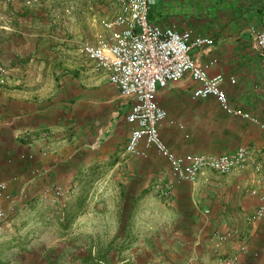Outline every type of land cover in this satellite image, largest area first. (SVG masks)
<instances>
[{
  "label": "crops",
  "instance_id": "1",
  "mask_svg": "<svg viewBox=\"0 0 264 264\" xmlns=\"http://www.w3.org/2000/svg\"><path fill=\"white\" fill-rule=\"evenodd\" d=\"M26 2L11 0L0 9V62L8 69L7 84L0 87V182L12 196L2 205L10 219L34 211L38 199L62 203L75 215L61 225H6L27 234L25 239L12 233L6 246L32 247L11 264H60L65 250L93 255L115 247L127 239L118 233L120 225H146L138 216L151 194L157 201L148 213L155 225L163 224V216L180 225L177 243H185L191 230L199 232L191 243L202 246L207 225H229L231 246L248 243L240 264H264V218L246 222L259 203L249 194L259 186L254 167L264 166V50L254 40L264 28V0H155L151 22L213 39L211 47L194 49L191 57L203 66L214 61L209 77L222 75L230 106L257 123L226 115L212 97L191 99L197 83L188 77L159 90L158 104L167 113L159 132L171 151L217 156L246 147L252 158L240 171L215 179L202 173L194 184L175 183L169 171L161 177L150 164V173L133 175L144 200L129 209L124 199L130 163L122 153L130 102L81 53L83 43L102 32L99 21L109 8L99 0ZM48 186L68 188L70 196L52 203L42 198ZM22 190L25 206L18 199Z\"/></svg>",
  "mask_w": 264,
  "mask_h": 264
},
{
  "label": "built area",
  "instance_id": "2",
  "mask_svg": "<svg viewBox=\"0 0 264 264\" xmlns=\"http://www.w3.org/2000/svg\"><path fill=\"white\" fill-rule=\"evenodd\" d=\"M105 3L110 14L100 18L102 32L93 42H85L81 53L94 64L95 70L104 73L109 83L120 97L127 99L130 106L125 115L129 127L124 154L135 159H147L153 150L165 160L169 175L175 183L194 184L206 170L218 175H229L245 168L251 160V151L238 147L230 153L221 155L176 154L163 142L159 127L166 120V111L158 104L156 95L169 85L190 78L197 83L191 92V99L212 97L219 108L228 116L240 117L257 123L250 114L230 106L227 94L222 88L224 78L218 74L209 77L207 65L197 63L192 57L194 49L211 47L213 39L193 34L191 31H179L175 25L162 27L149 20V13L155 0H99ZM11 0H0V9ZM38 0H27V5ZM255 45L264 50V28L255 35ZM8 80V69L0 62V87ZM234 81L231 79L230 83ZM169 124L176 125L173 121ZM179 129L183 127L176 125ZM264 130V126H262ZM31 158V157H29ZM25 159L24 155L20 156ZM259 175V186L249 194L258 199L256 209L246 217L248 224H254L264 218V166L255 165ZM6 184L0 182V224L5 222L8 212L3 202H12L7 193ZM71 190L61 186H48L42 191V198L52 203L65 200ZM19 201L26 199L20 191ZM23 204V205H22ZM21 205L25 206L23 202ZM12 210V207L11 209ZM219 244L227 240V235L215 237ZM246 252L244 244H239L238 253L219 259L220 264H239V257Z\"/></svg>",
  "mask_w": 264,
  "mask_h": 264
},
{
  "label": "rangeland",
  "instance_id": "3",
  "mask_svg": "<svg viewBox=\"0 0 264 264\" xmlns=\"http://www.w3.org/2000/svg\"><path fill=\"white\" fill-rule=\"evenodd\" d=\"M80 9L81 12L85 10H83V7H80ZM125 138L123 136L122 142L124 144L126 142ZM150 151L148 156L149 160L128 158L125 156L124 151L122 153V157L130 163L129 173L131 174L130 189L124 199L125 208L127 207L129 209L133 204H139L142 198L138 192L139 182L133 178V175L144 172L150 173L146 171L149 169L150 164L155 165V173H158L159 176L165 177L168 173L164 159L159 157L153 150ZM203 173L204 176H210L211 179L219 176L208 170ZM22 191L26 194L25 190ZM153 196L154 194H151L150 197L147 196V201L144 203L146 205L145 212L138 216L139 220H143L146 225H120L118 233L127 234V239L122 243L119 242L112 248L102 247L98 251L95 250L93 255L87 254V252L78 253L76 250L71 255L65 250L59 256L60 264H220V258L230 257L238 253L239 245L231 246L228 243V241L230 242L233 239L228 235L229 225H207L209 234L205 236L204 245L202 246L201 244L194 246L191 243L190 240L193 234L197 235L199 232L194 231L195 233H192L191 230L188 231L189 229L187 230L188 235H185V243H177V228L180 225H173V222L167 220L166 216L162 217L161 221L163 224L155 225L154 214L148 213V210L153 207L154 201H157V198L155 199ZM27 197L26 194L25 200H27ZM25 200L22 203L24 202L26 204ZM36 205L34 211L17 213L12 219H10L8 214L6 221L0 224V245H3L2 248L0 247V264L15 263L17 260H20L19 256L26 257V253L32 250V247L23 249L18 247L17 249H13L6 246L5 243L11 237H15L12 233H16L17 236L27 239V234L24 229L20 231L10 230L6 225H61V223H67L75 215L73 210H66L67 206H63L62 203L61 205H50L46 201L38 199ZM23 209L25 210V208ZM156 219H158L157 215ZM198 226L200 227V225ZM224 227L227 229H223ZM218 235H227V240L219 244L215 238ZM234 241L233 239L232 242ZM242 244L246 247L245 253H248L247 241L245 240ZM22 250H25L26 253H22ZM72 256L73 259L71 260L70 257ZM194 256H198L201 260L194 262L192 260ZM79 257L87 260L80 261L78 259Z\"/></svg>",
  "mask_w": 264,
  "mask_h": 264
}]
</instances>
